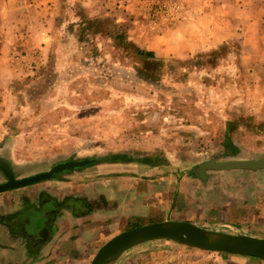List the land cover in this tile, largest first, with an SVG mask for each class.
<instances>
[{"label": "rangeland", "instance_id": "374dc122", "mask_svg": "<svg viewBox=\"0 0 264 264\" xmlns=\"http://www.w3.org/2000/svg\"><path fill=\"white\" fill-rule=\"evenodd\" d=\"M260 157L264 0H0V161L25 177L91 158L92 165L55 178L82 171L100 191L115 180L114 199L82 197L75 206L82 225L93 228L42 264H89L113 236L155 222L123 215L127 188L118 178L146 184L143 193L159 180L166 195L184 180L201 184L194 172L200 162ZM209 173L210 182L243 181L245 196L264 189V176L251 171ZM146 196L153 209L166 202ZM129 198L131 207L140 203ZM61 203L70 207L73 197ZM108 264L264 261L157 239Z\"/></svg>", "mask_w": 264, "mask_h": 264}, {"label": "crops", "instance_id": "0c3cea01", "mask_svg": "<svg viewBox=\"0 0 264 264\" xmlns=\"http://www.w3.org/2000/svg\"><path fill=\"white\" fill-rule=\"evenodd\" d=\"M209 171L219 170L205 171L207 179H203L205 181L201 184L193 180L190 182L184 180L176 193L170 190L166 195L162 193V184L159 180L151 182L155 187L156 185L159 187L151 189L149 193H143L146 184L131 177L118 178L119 185L127 188L126 194L122 191L123 201L120 204L122 211H127L123 212V215L142 219L154 218L155 222L164 220L192 222L212 230L236 228L241 230L238 233L264 238V189L245 196L238 191L245 188L243 181L230 182L231 184L210 182ZM251 172L255 173L253 175L255 178L264 176L260 174L264 173V169ZM82 175L81 171L70 177L64 176L69 180L55 178L0 193V264H31L34 261V254L38 255L37 259H42L40 261L42 264L48 261L49 258L44 257L52 251H55V255H52L51 259L54 257L59 259L58 256H62L60 251H64L68 245L76 244L71 242L73 236L80 235L83 229L93 228L82 225L83 215L75 213L77 210L75 206L80 204L82 197L91 200L102 194L107 201L114 199L117 196L115 180H112L113 185H110V189L108 187L100 191L88 185V181L84 180ZM187 185L191 191H185ZM203 185L205 187H202ZM252 185L257 187L259 184L253 182ZM146 195L159 201L165 197L166 202L160 208L155 206L153 209L152 204L146 203ZM125 196L134 202L138 199L140 203H135L131 207V203L125 201L127 199ZM70 197H73V207L61 205V202ZM85 204L87 205L86 202ZM89 210L88 206V210L85 211ZM220 212H224V215ZM94 214L91 212L86 218L94 219ZM42 233L44 234L42 241H33L36 235Z\"/></svg>", "mask_w": 264, "mask_h": 264}, {"label": "water", "instance_id": "95a60500", "mask_svg": "<svg viewBox=\"0 0 264 264\" xmlns=\"http://www.w3.org/2000/svg\"><path fill=\"white\" fill-rule=\"evenodd\" d=\"M95 162L94 159H67L53 164L49 170L25 177H16L12 169L0 161V171L5 181L0 183V193L22 188L55 178L61 173H70ZM264 169V157L252 159H232L200 162L194 172L200 179H205L207 170H249ZM164 239L186 247L200 250L252 257L264 261V238L253 237L243 233H228L203 228L186 221H159L127 229L104 242L96 251L89 264H108L118 258L124 251L143 242Z\"/></svg>", "mask_w": 264, "mask_h": 264}, {"label": "trees", "instance_id": "16d2710c", "mask_svg": "<svg viewBox=\"0 0 264 264\" xmlns=\"http://www.w3.org/2000/svg\"><path fill=\"white\" fill-rule=\"evenodd\" d=\"M146 55H148V56H149V55H150V53H146ZM83 204H84V202H83ZM70 206H72V204H71ZM83 206L85 207V209H86V210H88V206H87L86 204H84ZM72 207H73V206H72Z\"/></svg>", "mask_w": 264, "mask_h": 264}]
</instances>
